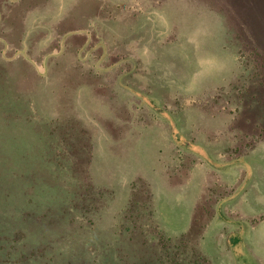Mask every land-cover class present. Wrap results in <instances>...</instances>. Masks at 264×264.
<instances>
[{
  "label": "rangeland",
  "instance_id": "rangeland-1",
  "mask_svg": "<svg viewBox=\"0 0 264 264\" xmlns=\"http://www.w3.org/2000/svg\"><path fill=\"white\" fill-rule=\"evenodd\" d=\"M20 204L119 235V264H166L160 235L264 264V0H0V222Z\"/></svg>",
  "mask_w": 264,
  "mask_h": 264
},
{
  "label": "trees",
  "instance_id": "trees-1",
  "mask_svg": "<svg viewBox=\"0 0 264 264\" xmlns=\"http://www.w3.org/2000/svg\"><path fill=\"white\" fill-rule=\"evenodd\" d=\"M91 6L93 7L94 12H96L97 17H99V15H105V17H107L106 6L108 8V2L106 4L104 2L101 3L99 1H93ZM96 26L97 24L94 23L91 28H88L90 31V38L93 42H96L99 39V36L96 35ZM75 27L77 26L75 25ZM80 29L86 31L87 26H82ZM48 144L49 145L44 146V148L48 147L47 149L49 152H54V150H56V144L53 141L48 142ZM61 150L62 149L60 147V152ZM63 158H65V150L59 155L60 161H62ZM44 162L53 171L64 169L60 162H57V160L53 158L44 160ZM32 188L33 186L30 185L29 188L26 189V192L33 191L34 189ZM28 197H30L29 203H34L35 201V203H39L37 194H28ZM61 202H65V200L62 199ZM28 209L29 208H27L25 204L22 206L20 204L17 208V211L12 212L10 220H2L0 222V264H119V260H121V258L118 260V257L114 256V253L117 250L115 242L118 243L121 240L119 235L113 234V238L111 240L108 239L104 240L106 242H103L97 236L86 235L88 231L96 230V227L89 226L87 228L85 225H83V223H81L82 221L79 219L71 218L69 220L70 217H67L65 224L60 223L63 224L62 226L58 224L55 226V228H48L47 237L39 230L38 233L33 232L35 230L32 229L34 224L32 223L33 220L31 219V215L37 214L36 216L38 217L36 220L38 225L39 220L47 219L48 216L46 217L45 214H41L39 216V205L36 208V213L31 212L35 210H30V212H27ZM25 221L26 224H24ZM50 222L52 221H49L48 224H50ZM24 226L27 227V230ZM28 228H31V230ZM133 229L134 227L132 228L131 232H127L129 236L127 242L128 246H134V236L132 234ZM186 237L187 236H184V239H180L181 246L186 247L187 241H189V238ZM160 238L163 240L160 246L164 248L163 251H166L168 255V261L164 263H177V257L171 256L170 249L173 247H169L170 242L168 239H165L162 237V235H160ZM148 241L149 240L145 238V240L142 242V245L148 246ZM91 247H93L95 253H97L95 257L96 260H93L92 262L91 260L83 261L84 259H82V257L89 254L90 250L92 249ZM106 252H109L108 256ZM196 257H198L194 259L196 264H210L209 260L206 258L200 257L198 254ZM126 264H133L132 260H128Z\"/></svg>",
  "mask_w": 264,
  "mask_h": 264
},
{
  "label": "crops",
  "instance_id": "crops-1",
  "mask_svg": "<svg viewBox=\"0 0 264 264\" xmlns=\"http://www.w3.org/2000/svg\"><path fill=\"white\" fill-rule=\"evenodd\" d=\"M67 28H68V27H67ZM67 28H64V31H63L64 33H66V31H67ZM4 36L6 37V35H4Z\"/></svg>",
  "mask_w": 264,
  "mask_h": 264
}]
</instances>
